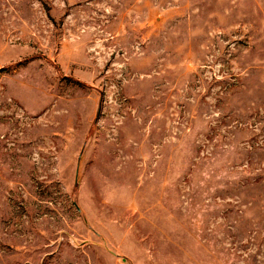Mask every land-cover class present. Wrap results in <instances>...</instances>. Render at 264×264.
<instances>
[{
	"label": "rangeland",
	"instance_id": "374dc122",
	"mask_svg": "<svg viewBox=\"0 0 264 264\" xmlns=\"http://www.w3.org/2000/svg\"><path fill=\"white\" fill-rule=\"evenodd\" d=\"M0 264H264V0H0Z\"/></svg>",
	"mask_w": 264,
	"mask_h": 264
}]
</instances>
